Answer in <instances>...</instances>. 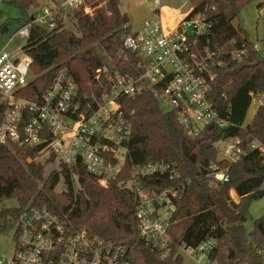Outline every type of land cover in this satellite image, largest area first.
<instances>
[{
  "label": "trees",
  "instance_id": "16d2710c",
  "mask_svg": "<svg viewBox=\"0 0 264 264\" xmlns=\"http://www.w3.org/2000/svg\"><path fill=\"white\" fill-rule=\"evenodd\" d=\"M227 1L229 9L219 0H199L186 16L202 13L209 27L199 44L218 46L226 51L222 65L214 69L208 98L220 116L229 121L228 126L219 128L210 124L192 137L178 124L176 115L165 111L149 91L120 96V110L131 122L128 157L120 173L106 187L100 186L96 177L80 164L69 168L54 153L44 156L47 161L56 162L59 168L43 177V165L34 160L41 145L18 147L14 144L9 147L0 144V201L15 198L18 203L17 207L1 211L0 219L7 220L12 228L27 206L46 207L65 216L68 225L75 230H85L91 236L107 240L132 242L138 223L134 214L135 195L132 189L119 183L131 177L134 165L170 161L179 173L176 180L169 179L167 173L137 177L141 186L147 189L183 186V192L172 198L175 206L172 220H181L183 230L177 236L170 231L171 248L163 259L180 264L179 247H195L206 237H211L216 243L212 260L220 264H264V215L252 221L250 232L243 226L252 200L263 194L264 161L257 149L248 150L235 161L217 158L216 143L229 137H240L246 148L252 140L264 144V102L245 123L251 93L264 96V58L249 39L248 32L240 24H233L240 8L234 1ZM8 3L21 12V25L31 21L28 10L37 6L35 0H9ZM85 4L91 10L84 12L81 9L74 13V30L62 21L51 30L31 25L22 50L32 59L30 71L35 77L16 92L17 96L40 100L56 70L65 67L75 80L83 103L92 94L98 98L110 87V82L106 77L97 79L95 71L103 64V57L115 58L119 50L122 54L116 58L109 76L114 73L139 75L137 57L122 47L131 25L128 15L119 8V1L85 0ZM5 26L1 30H5ZM238 49L244 53L239 61H235L229 52ZM85 79L92 82V88L83 85ZM7 106L0 102V121ZM211 163L227 168V181L219 182L207 175ZM73 176L77 178L75 185ZM61 178L64 190L56 191ZM208 181L216 185L218 192L239 214L236 223H227L217 207V193ZM230 189L237 194V202L229 197ZM145 247L149 246L142 242L135 244L129 264H146L141 255ZM221 247L224 253L220 252ZM152 252L161 258L160 252Z\"/></svg>",
  "mask_w": 264,
  "mask_h": 264
},
{
  "label": "built area",
  "instance_id": "2783aa9c",
  "mask_svg": "<svg viewBox=\"0 0 264 264\" xmlns=\"http://www.w3.org/2000/svg\"><path fill=\"white\" fill-rule=\"evenodd\" d=\"M83 0H62L46 5L31 15L9 41L16 36L27 40L32 24L48 30L65 25L66 10L77 8ZM156 3L158 1L156 0ZM209 24L202 13L185 16L172 27H166L158 14L127 33L123 49L137 57L139 75L114 73L109 76L110 87L94 94L83 103L77 84L67 68L56 70L49 88L40 100L31 101L16 95L30 80L31 57L17 47L20 56L0 51V102L8 106L0 121V144L12 147H36L37 153H54L71 168L80 164L106 187L120 173L128 157L131 136L129 117L120 110L118 98L149 91L165 111L176 115L178 124L189 136H197L210 124L219 128L229 121L220 116L208 98L214 69L223 63L226 51L221 47L200 45L199 39ZM242 49L229 52L235 61L241 59ZM12 56V57H11ZM100 69H97L99 71ZM99 74L95 77L98 79ZM85 97V96H84ZM264 96L251 93V105L257 107ZM221 160L235 161L248 150L257 149L264 161V144L252 140L245 147L240 137L222 140ZM220 160V159H219ZM167 173L169 179L179 177L176 165L166 161H148L134 165L131 177L119 185L133 190L137 230L134 241L107 240L91 236L85 230L70 227L65 216L46 207L27 206L13 223V252L0 264H129L136 243H144L151 251L169 254L175 206L173 197L180 195L181 186L147 189L137 177ZM212 179L228 180L227 168L211 163L208 174ZM74 185L76 176L72 178ZM77 186V185H76ZM198 263L219 264L212 260L215 240L206 237L195 247L182 245Z\"/></svg>",
  "mask_w": 264,
  "mask_h": 264
},
{
  "label": "rangeland",
  "instance_id": "374dc122",
  "mask_svg": "<svg viewBox=\"0 0 264 264\" xmlns=\"http://www.w3.org/2000/svg\"><path fill=\"white\" fill-rule=\"evenodd\" d=\"M9 0H0V51L5 48L7 51L11 52L13 57L20 56V51H17L18 46L25 44V39L20 36H16L13 40L9 41L13 32H15L21 26V12L18 8L8 3ZM37 6H32L29 10V14H33L38 8L46 5H54L62 0H35ZM158 1V0H157ZM235 2V6L239 9L238 15L234 17L233 24H240L249 35L251 42L257 46L259 54L264 58V0H232ZM190 0H160L159 4L163 6H168L170 8L177 7H187ZM227 9H229V3L227 0H219ZM259 3H263L259 6ZM152 7H158L156 0H119V8L123 13H126L129 17V24L132 26L133 30L137 29L142 23L148 21L152 18ZM83 9L84 12H89L90 6L85 4V0L77 7L70 10H66L65 26L71 30H74L73 26V15L76 11ZM6 25L5 30L1 28ZM122 52L119 50L115 58L103 57V64L100 65L99 71H95V74H99L100 77H109V72L116 63V58L121 55ZM11 56V57H12ZM35 75L31 73L30 79L34 78ZM84 86L92 88L93 84L90 80L85 79L83 82ZM88 92V91H86ZM87 94V93H85ZM163 109H167L163 107ZM256 107L251 105L248 109L246 119L250 121L252 115L255 112ZM224 143L219 141L216 143L219 150ZM224 154L222 152L217 153V158L221 159ZM34 160L40 162L43 165L42 175L46 177L51 171L58 169L56 162H49L46 160L44 155H35ZM30 162L31 158H27ZM209 184L213 185L214 190L217 193V197L220 194L216 185L213 182L208 181ZM64 184L62 178L56 185V191L64 190ZM261 196L254 198L249 207V214L246 220L243 222V226L247 232L252 230V221L262 215H264V182L262 184ZM229 195H232L231 189L229 190ZM230 197V196H229ZM231 198V197H230ZM18 203L15 198H9L0 201V212L9 208L17 207ZM171 232L173 236L181 234L183 230V223L179 219L173 221L171 227ZM13 252V230L9 225L7 220L4 218L0 219V260H8L11 258ZM220 252L224 253V248H220ZM177 253L181 257L180 264H204L198 263L192 258V255L183 246L179 247ZM220 264V263H219Z\"/></svg>",
  "mask_w": 264,
  "mask_h": 264
},
{
  "label": "crops",
  "instance_id": "0c3cea01",
  "mask_svg": "<svg viewBox=\"0 0 264 264\" xmlns=\"http://www.w3.org/2000/svg\"><path fill=\"white\" fill-rule=\"evenodd\" d=\"M159 1L160 0H158V3H157L158 7H152L151 8V12H152L151 17L152 18H150L149 20L153 19L155 17V14H158L159 17L161 18L163 24L168 28L172 27L175 23H177L179 20L184 18L187 14H189L192 11V9L199 2V0H190L189 5L187 7L170 8L168 6H163V5L159 4ZM259 6H261V5H259ZM255 48L257 49V46H255ZM255 107L257 108L256 105H255ZM247 122H249V121L245 118V123H247ZM231 192H232V195H229L231 197V200L237 202L238 196L235 193L234 189H231Z\"/></svg>",
  "mask_w": 264,
  "mask_h": 264
},
{
  "label": "water",
  "instance_id": "95a60500",
  "mask_svg": "<svg viewBox=\"0 0 264 264\" xmlns=\"http://www.w3.org/2000/svg\"><path fill=\"white\" fill-rule=\"evenodd\" d=\"M262 193L260 192L259 195ZM217 207L223 217L226 219L228 224L236 223L239 219V214L231 207L229 202L225 199L223 194H219L218 197L215 199ZM141 255L144 259V262L146 264H174L168 261H165L164 259H159L155 257L153 252L145 247L141 251Z\"/></svg>",
  "mask_w": 264,
  "mask_h": 264
}]
</instances>
